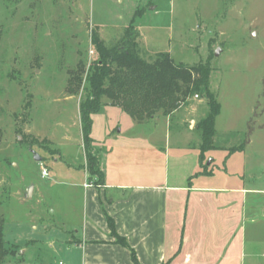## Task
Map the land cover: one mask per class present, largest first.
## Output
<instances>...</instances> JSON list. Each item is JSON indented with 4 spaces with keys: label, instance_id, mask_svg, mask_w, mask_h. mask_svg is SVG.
<instances>
[{
    "label": "rangeland",
    "instance_id": "374dc122",
    "mask_svg": "<svg viewBox=\"0 0 264 264\" xmlns=\"http://www.w3.org/2000/svg\"><path fill=\"white\" fill-rule=\"evenodd\" d=\"M129 25L145 59L168 52L211 68L208 89L220 105L215 148L200 159L197 123L209 106L199 92L142 122L104 98L92 114L98 155L111 146L119 167L151 168L155 182L202 168L219 185L264 189V0H0V216L5 244L14 246L3 264H57L49 241L66 230L59 210L71 207L75 218L82 206L79 185L54 180L82 181L86 169L78 104L97 56L91 30L117 45ZM78 63L82 89L70 94L68 72ZM107 128L114 139L106 140Z\"/></svg>",
    "mask_w": 264,
    "mask_h": 264
},
{
    "label": "crops",
    "instance_id": "0c3cea01",
    "mask_svg": "<svg viewBox=\"0 0 264 264\" xmlns=\"http://www.w3.org/2000/svg\"><path fill=\"white\" fill-rule=\"evenodd\" d=\"M104 134L114 137L111 128ZM114 153L109 146L98 155L99 184L86 169L82 181L54 180L79 185L82 197L75 218L71 207L59 210L66 230L49 241L57 264H133L130 248L139 264H264V189L219 185L202 168L155 182L151 168L125 170ZM107 217L128 247L115 241Z\"/></svg>",
    "mask_w": 264,
    "mask_h": 264
},
{
    "label": "trees",
    "instance_id": "16d2710c",
    "mask_svg": "<svg viewBox=\"0 0 264 264\" xmlns=\"http://www.w3.org/2000/svg\"><path fill=\"white\" fill-rule=\"evenodd\" d=\"M138 35L135 27L129 25L117 45H107L97 30H91V44L97 56L85 74V93L79 100L78 112L86 156L85 168L95 184L100 183L102 170L98 149L94 148L91 137L92 114L99 111L104 98L110 105L121 107L132 119L142 122L158 113L169 115L189 97L203 92L209 111L197 123L202 138L200 156H203L204 150L215 148L214 122L220 105L208 89L211 68L202 63L187 66L175 62L168 52H158L153 59L147 60L139 53ZM82 73L83 67L79 63L68 72V93L80 92ZM28 104L26 102L23 108ZM237 149H241V146L230 148L231 151ZM107 222L115 241L128 247L126 240L116 234L112 219L107 217ZM13 247L5 244L4 218L0 216V264L4 263L8 255H13ZM130 251L132 263L139 264L134 251L131 248Z\"/></svg>",
    "mask_w": 264,
    "mask_h": 264
},
{
    "label": "built area",
    "instance_id": "2783aa9c",
    "mask_svg": "<svg viewBox=\"0 0 264 264\" xmlns=\"http://www.w3.org/2000/svg\"><path fill=\"white\" fill-rule=\"evenodd\" d=\"M195 97H197V95H194ZM41 176L45 177L48 176V170L45 167H41ZM84 186H87V184H84ZM62 264V263H59Z\"/></svg>",
    "mask_w": 264,
    "mask_h": 264
},
{
    "label": "water",
    "instance_id": "95a60500",
    "mask_svg": "<svg viewBox=\"0 0 264 264\" xmlns=\"http://www.w3.org/2000/svg\"><path fill=\"white\" fill-rule=\"evenodd\" d=\"M219 52H220V50L217 49V50L214 52V54H215V55H218ZM36 160H40V157H37ZM31 189H32V186H30V187L28 188V191H27L29 197L31 196Z\"/></svg>",
    "mask_w": 264,
    "mask_h": 264
}]
</instances>
